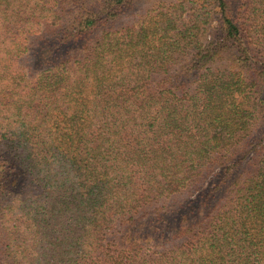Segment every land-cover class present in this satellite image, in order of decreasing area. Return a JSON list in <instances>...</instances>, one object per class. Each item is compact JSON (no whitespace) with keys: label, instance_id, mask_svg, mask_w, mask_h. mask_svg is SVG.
I'll use <instances>...</instances> for the list:
<instances>
[{"label":"trees","instance_id":"obj_1","mask_svg":"<svg viewBox=\"0 0 264 264\" xmlns=\"http://www.w3.org/2000/svg\"><path fill=\"white\" fill-rule=\"evenodd\" d=\"M139 2L0 0V264H264V0Z\"/></svg>","mask_w":264,"mask_h":264},{"label":"rangeland","instance_id":"obj_2","mask_svg":"<svg viewBox=\"0 0 264 264\" xmlns=\"http://www.w3.org/2000/svg\"><path fill=\"white\" fill-rule=\"evenodd\" d=\"M158 1H160V0H140V2L136 5V8L138 9V10H140V12H141V10L142 9H146V8H148V7H151V6H153L156 2H158ZM161 1H167V2H171V1H175V0H161ZM137 10V11H138ZM217 22H216V20L214 19L213 20V24H216ZM262 132H264V126H262L259 130H258V133H262ZM263 134V133H262Z\"/></svg>","mask_w":264,"mask_h":264}]
</instances>
